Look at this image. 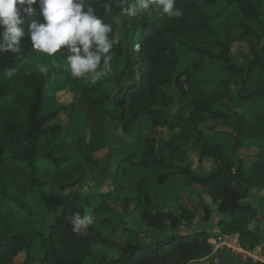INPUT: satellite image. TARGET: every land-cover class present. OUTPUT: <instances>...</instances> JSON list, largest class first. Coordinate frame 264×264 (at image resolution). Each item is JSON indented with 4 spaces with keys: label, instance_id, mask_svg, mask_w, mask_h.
Here are the masks:
<instances>
[{
    "label": "trees",
    "instance_id": "1",
    "mask_svg": "<svg viewBox=\"0 0 264 264\" xmlns=\"http://www.w3.org/2000/svg\"><path fill=\"white\" fill-rule=\"evenodd\" d=\"M88 3L112 25L111 61L128 55L138 77L127 84L109 72L95 83L73 78L65 54L39 53L27 37L20 56L0 53V264H15L21 254L22 264H218L207 259L213 252L208 233L189 228L193 211L161 210L169 202L179 205L182 195L196 196L209 218L201 194L217 203L221 234H238L242 247L253 251L262 240L251 221L264 212L243 201L264 186V0H176L179 19L124 12L134 0ZM33 8L39 15V4ZM120 20L132 28L128 45L113 40ZM240 43L254 48L237 64L233 49ZM38 63L47 65L46 74ZM66 90L79 97L64 106L57 93ZM175 97L181 104L172 114ZM229 99L236 101L231 111ZM79 115L97 135L117 123L129 138L121 146L123 174L113 191L97 195L87 235L72 231L67 217L88 215L75 189L90 167L98 170L96 155L109 144L77 140L71 149L67 137ZM208 122L230 131L208 133ZM157 124L172 133L159 146L146 135ZM242 149L257 150L251 164L237 154ZM191 155L200 164L212 160L214 168L197 174ZM131 206L140 212L135 225L124 220Z\"/></svg>",
    "mask_w": 264,
    "mask_h": 264
},
{
    "label": "rangeland",
    "instance_id": "2",
    "mask_svg": "<svg viewBox=\"0 0 264 264\" xmlns=\"http://www.w3.org/2000/svg\"><path fill=\"white\" fill-rule=\"evenodd\" d=\"M131 29V25L127 21L120 20L119 22H117L114 28V43L116 44L117 42H122L123 45H128ZM253 48V45L247 43L235 44L233 49L234 62L240 64L243 56H250L252 54ZM60 53H64L67 56V47H63V49L60 50ZM128 58V55H125L122 60H112L111 67L113 66V68L112 71L108 73V75L113 79L122 78L121 82L123 84H127L128 82L138 77L137 69L133 65L127 64ZM235 90L236 87H234V91ZM173 95L176 96L177 94ZM57 96L59 103L61 105L67 106L76 102L79 94L66 90L64 92L57 93ZM235 102V99H229L226 101V108L228 111H231L234 108ZM180 104V100L175 97L174 103L169 107L170 112L172 114H177ZM66 122L67 118L64 115H61L58 123L64 124ZM205 129L208 133H213L216 131H230L229 129L222 127L219 122H208L205 125ZM146 135L155 138L159 146L163 141L169 140L172 136V133L167 128L160 126V124H157L156 128L151 132H147ZM93 139L105 140L109 144V147L108 149L100 151L96 155L98 170H96L95 167H90L91 173H89L84 183L75 189L76 192H79L83 196L84 206L88 215H90L92 211L99 206L100 203L97 196L99 193H107L115 189L114 181L117 176H121L123 174L121 167L124 163V158H126L127 156L126 153L122 152L121 146L124 142L129 141V138L122 133L121 126L117 123H114L106 132L97 135L93 133L92 130L86 125L82 115H79L76 119L74 129L67 137L70 148L74 149V143L77 140H81L85 143H90ZM256 153V149H242L237 151L239 157L244 159L247 164H251L254 161ZM189 163L194 172L202 176L208 175L215 166L212 160H208L200 164L196 155H191V157L189 158ZM102 166L104 167L102 168ZM236 186V188L241 191L240 185L238 184ZM193 190L196 194H201L200 188L194 187ZM70 193L71 192L68 191L67 193H65L64 197L68 196ZM201 196L204 199V202L212 210V215L209 218L206 217L203 206L199 204L200 202L198 198H196V196L191 197L189 195H182V200L179 205L173 202H169L166 206H161V210L176 213L178 207L183 206L194 212V217L189 223V228L206 231L209 235L210 243L213 246V252L207 259L213 260L218 264L223 261L225 262V264H250L251 262H255V260L251 259V257L240 254L237 251H233L232 246L235 245V243L236 245L238 242L241 244L240 236L238 234H221L218 229V221L221 215L217 211V203L205 194H201ZM248 202H250L252 206L261 207L264 212V186L261 189L254 190L251 193L250 199L243 201V204H248ZM111 206L118 211H121L123 208L121 204H111ZM124 220L129 225H135L140 221V212L133 209V207L131 206L128 215L124 216ZM250 226L251 229L260 234L262 240L260 247L261 249H263L264 217L258 216L257 218L253 219ZM118 232L119 229L116 228L111 232V234L115 236L116 234H118ZM78 234L87 235V227L81 229ZM224 236H228L231 238V240H227V242L229 241L227 243L229 247L223 245ZM219 238H221V240H219ZM24 260L25 254H21L16 259L15 264H22Z\"/></svg>",
    "mask_w": 264,
    "mask_h": 264
},
{
    "label": "clouds",
    "instance_id": "3",
    "mask_svg": "<svg viewBox=\"0 0 264 264\" xmlns=\"http://www.w3.org/2000/svg\"><path fill=\"white\" fill-rule=\"evenodd\" d=\"M37 3L39 15L33 8ZM175 5L176 0H134L131 7L122 10L133 16L156 13L179 19L183 12ZM111 32L112 25L96 14L88 0H0V53L20 56L25 37L35 51L48 57H55L62 46H67L65 60L73 78L83 77L95 83L111 71ZM36 67L41 73L48 72L46 64L38 63ZM14 71L8 70L7 75L11 77ZM67 222L72 231L80 232L94 222V217L75 212Z\"/></svg>",
    "mask_w": 264,
    "mask_h": 264
},
{
    "label": "built area",
    "instance_id": "4",
    "mask_svg": "<svg viewBox=\"0 0 264 264\" xmlns=\"http://www.w3.org/2000/svg\"><path fill=\"white\" fill-rule=\"evenodd\" d=\"M223 238H224V240H223V245H225L226 247H229V245L227 244L229 241L227 242V240H229V239L231 240V238L228 237V236H224ZM219 240H221V238H219ZM233 241H235V240H233ZM221 242H222V241H221ZM237 242H238V241H237ZM230 247H231V246H230ZM232 248H233V251H237V252L240 253V254H243V255H246V256H248V257H251V259H254L255 262L258 261V259H257V254H256L257 248H256L255 250H253V251H249V252H247V250H245L239 242L237 243V245H236V243H235V245H233ZM258 255H259V254H258Z\"/></svg>",
    "mask_w": 264,
    "mask_h": 264
},
{
    "label": "crops",
    "instance_id": "5",
    "mask_svg": "<svg viewBox=\"0 0 264 264\" xmlns=\"http://www.w3.org/2000/svg\"><path fill=\"white\" fill-rule=\"evenodd\" d=\"M257 248V251H256V254H257V259L258 261L257 262H260V263H263L264 264V255H263V252H262V249L260 246L256 247ZM255 248V249H256ZM254 249V250H255ZM259 254V255H258Z\"/></svg>",
    "mask_w": 264,
    "mask_h": 264
}]
</instances>
